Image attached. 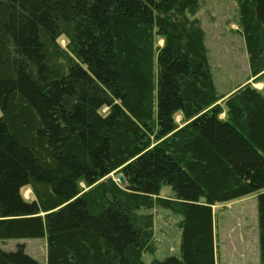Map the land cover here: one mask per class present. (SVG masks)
Masks as SVG:
<instances>
[{
  "label": "trees",
  "instance_id": "obj_1",
  "mask_svg": "<svg viewBox=\"0 0 264 264\" xmlns=\"http://www.w3.org/2000/svg\"><path fill=\"white\" fill-rule=\"evenodd\" d=\"M236 3L259 77L264 0ZM199 7L0 0V240L44 237L45 264H145L159 206L180 217L179 254L150 264H216L212 206L255 195L264 264V94L218 103ZM0 264L40 263L19 244Z\"/></svg>",
  "mask_w": 264,
  "mask_h": 264
},
{
  "label": "rangeland",
  "instance_id": "obj_2",
  "mask_svg": "<svg viewBox=\"0 0 264 264\" xmlns=\"http://www.w3.org/2000/svg\"><path fill=\"white\" fill-rule=\"evenodd\" d=\"M198 1L200 7L195 17L198 18L204 31L208 61L215 86L218 93L223 96L218 103L223 107L222 101L228 96H224L223 92L246 79L247 82L239 85L238 88L250 84L256 89L259 87L258 90L264 94V72L259 77H251L250 74L244 40L240 33L236 0ZM59 42L62 46L65 45L63 37L59 39ZM159 44H162L161 40H159ZM104 111L105 109L102 110V112ZM174 119L179 126L182 125L181 114L177 113ZM80 186L84 187L82 183ZM21 193L27 200L32 197L30 190L26 187L21 189ZM159 196L169 198L173 196V191L170 186L163 184L159 190ZM254 199L255 196L250 195L247 199L243 197L232 202L218 203L212 207L217 237L216 264H260L259 250L255 241L257 217L256 200ZM148 211L153 216L152 243L154 252L143 253L142 261L145 264H150L154 260H164L170 255L178 256L180 217L159 206H153ZM243 218H246L245 221L241 220ZM241 234L246 237L244 239L247 245L246 249L241 252L239 249H228V245L236 243L234 238L240 237ZM19 244H22L25 253L37 262L46 263L44 237L0 240V248L5 251H13ZM236 246L238 247V245Z\"/></svg>",
  "mask_w": 264,
  "mask_h": 264
},
{
  "label": "crops",
  "instance_id": "obj_3",
  "mask_svg": "<svg viewBox=\"0 0 264 264\" xmlns=\"http://www.w3.org/2000/svg\"><path fill=\"white\" fill-rule=\"evenodd\" d=\"M251 79H253V78H251ZM246 82H247V79H246V80H243L242 82H239L238 85H236V86H234V87H232V88H228L225 92H223V95H224V96L229 95V94L232 93L234 90H236V89L238 88L239 85H242V84H244V83H246ZM258 89H260V88L258 87ZM224 116H225V113L223 112V113L220 115V117L223 118ZM251 196H252V195H251ZM254 196H255V195H254ZM247 197H250V196H247ZM247 197H246V199H247ZM254 200H256V198H255ZM231 202H232V201H231ZM213 206H214V205H213ZM213 206H212V207H213ZM256 217H257V208H256ZM245 219H246V218H243V219H241V220L245 221ZM214 235H215V253H216V239H217V237H216V225H215V222H214ZM245 238H246L245 235H242V234H241L240 237H239V236L235 237L234 240L236 239V240H235L236 243H233L232 245H228V249H231V250H233V249L238 250V249H239L240 252H241L242 250L246 249L247 245H246V242L244 241ZM255 241H256L257 248H258L257 218H256V238H255ZM237 243H238V244H237ZM236 245H238V247H237ZM236 253H237V252H236Z\"/></svg>",
  "mask_w": 264,
  "mask_h": 264
},
{
  "label": "water",
  "instance_id": "obj_4",
  "mask_svg": "<svg viewBox=\"0 0 264 264\" xmlns=\"http://www.w3.org/2000/svg\"><path fill=\"white\" fill-rule=\"evenodd\" d=\"M115 178L119 181L120 184H122V185L125 184V178L123 177L122 174H120V173L116 174Z\"/></svg>",
  "mask_w": 264,
  "mask_h": 264
}]
</instances>
